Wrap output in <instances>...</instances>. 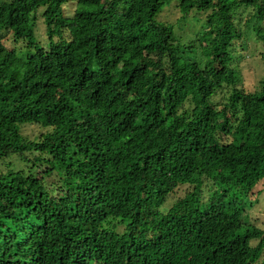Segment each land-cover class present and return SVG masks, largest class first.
I'll use <instances>...</instances> for the list:
<instances>
[{"label": "trees", "instance_id": "trees-1", "mask_svg": "<svg viewBox=\"0 0 264 264\" xmlns=\"http://www.w3.org/2000/svg\"><path fill=\"white\" fill-rule=\"evenodd\" d=\"M68 1L0 0V264H264V81L234 67L264 0H176L188 40L171 0Z\"/></svg>", "mask_w": 264, "mask_h": 264}, {"label": "rangeland", "instance_id": "rangeland-1", "mask_svg": "<svg viewBox=\"0 0 264 264\" xmlns=\"http://www.w3.org/2000/svg\"><path fill=\"white\" fill-rule=\"evenodd\" d=\"M64 8L68 15H72L75 11L76 4L73 0H69ZM42 11L43 9H41L36 19L33 21L34 28L40 45L48 46V34ZM205 16L206 13H198L196 11L188 16H183L177 8V1L171 0V2L167 3L163 10L157 15L156 20L173 25L175 30L180 35H183L185 40H188L201 30L205 22ZM243 22L245 23V21ZM244 23H241V26L247 32L241 43L242 45H238L241 57L240 59H236L234 67L239 75L238 81L241 82L248 91H256L260 89L264 81V59L262 58L264 43L258 41L252 30L249 31L245 28ZM5 43L9 48H15L18 53L23 56H26L32 51L23 40L16 41L12 35L6 39ZM43 130L44 129L37 125L29 124H24L21 128L22 134L30 139H35ZM8 161H11L15 165L22 164V161H18L15 156ZM6 167V163L2 166L0 165L1 170H5ZM51 180L56 181L55 178H51ZM263 187L264 184L260 183L251 194V198L256 202L248 211V215L251 218L250 220L258 224H264V193L258 194V191ZM188 189V185L179 187L177 191L170 196L169 201L165 205V209L169 208L176 199L184 196Z\"/></svg>", "mask_w": 264, "mask_h": 264}]
</instances>
